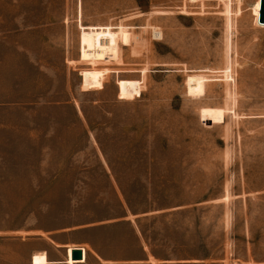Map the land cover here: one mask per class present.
Returning a JSON list of instances; mask_svg holds the SVG:
<instances>
[{
	"label": "rangeland",
	"instance_id": "rangeland-1",
	"mask_svg": "<svg viewBox=\"0 0 264 264\" xmlns=\"http://www.w3.org/2000/svg\"><path fill=\"white\" fill-rule=\"evenodd\" d=\"M260 0H0V264H264ZM129 34L81 60L80 27ZM204 77L201 96L187 78Z\"/></svg>",
	"mask_w": 264,
	"mask_h": 264
},
{
	"label": "bare ground",
	"instance_id": "bare-ground-1",
	"mask_svg": "<svg viewBox=\"0 0 264 264\" xmlns=\"http://www.w3.org/2000/svg\"><path fill=\"white\" fill-rule=\"evenodd\" d=\"M195 2L196 0H191ZM259 19V18H258ZM262 25V24H261ZM81 35L79 40V52L81 60L89 62H110L117 60L119 56L118 41L129 39V34L124 32L113 33L103 27H80ZM209 82L204 77L193 76L187 78V93L189 96H201L204 93L205 84ZM72 249L66 250L64 262H52L46 253L35 254L31 258V264H87V253L84 249V256L79 261L72 259Z\"/></svg>",
	"mask_w": 264,
	"mask_h": 264
},
{
	"label": "water",
	"instance_id": "water-1",
	"mask_svg": "<svg viewBox=\"0 0 264 264\" xmlns=\"http://www.w3.org/2000/svg\"><path fill=\"white\" fill-rule=\"evenodd\" d=\"M258 23L264 25V0H260V15H259ZM72 259L74 261L81 260L82 252L80 250H73Z\"/></svg>",
	"mask_w": 264,
	"mask_h": 264
},
{
	"label": "built area",
	"instance_id": "built-area-1",
	"mask_svg": "<svg viewBox=\"0 0 264 264\" xmlns=\"http://www.w3.org/2000/svg\"><path fill=\"white\" fill-rule=\"evenodd\" d=\"M73 250H80L82 252V258H83V256H84V249L83 248H81V247H73L72 251ZM71 255H72V253H71Z\"/></svg>",
	"mask_w": 264,
	"mask_h": 264
}]
</instances>
